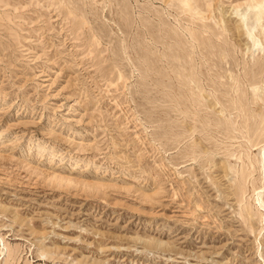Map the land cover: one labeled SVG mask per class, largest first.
<instances>
[{
    "label": "rangeland",
    "instance_id": "374dc122",
    "mask_svg": "<svg viewBox=\"0 0 264 264\" xmlns=\"http://www.w3.org/2000/svg\"><path fill=\"white\" fill-rule=\"evenodd\" d=\"M0 264H264V0H0Z\"/></svg>",
    "mask_w": 264,
    "mask_h": 264
},
{
    "label": "bare ground",
    "instance_id": "6f19581e",
    "mask_svg": "<svg viewBox=\"0 0 264 264\" xmlns=\"http://www.w3.org/2000/svg\"><path fill=\"white\" fill-rule=\"evenodd\" d=\"M238 14H240V13H238ZM253 25H254V23H253ZM152 32H154L153 30H152ZM151 36H153V35H151ZM250 37L254 40V36L252 35V34H250ZM157 37H155V39H156ZM160 40V39H159ZM158 40V41H159ZM162 41V40H161ZM156 42V41H155ZM164 42V41H163ZM163 42H161V43H163ZM164 44V43H163Z\"/></svg>",
    "mask_w": 264,
    "mask_h": 264
}]
</instances>
